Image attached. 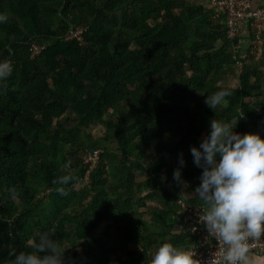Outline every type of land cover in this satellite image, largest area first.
<instances>
[{
  "label": "trees",
  "instance_id": "trees-1",
  "mask_svg": "<svg viewBox=\"0 0 264 264\" xmlns=\"http://www.w3.org/2000/svg\"><path fill=\"white\" fill-rule=\"evenodd\" d=\"M0 15V264L44 232L63 264H148L162 243L195 245L180 214L201 206L190 147L212 119L258 132L264 59L237 70L225 18L182 0H0ZM78 27L82 41L67 40Z\"/></svg>",
  "mask_w": 264,
  "mask_h": 264
},
{
  "label": "clouds",
  "instance_id": "clouds-1",
  "mask_svg": "<svg viewBox=\"0 0 264 264\" xmlns=\"http://www.w3.org/2000/svg\"><path fill=\"white\" fill-rule=\"evenodd\" d=\"M5 17L0 15V23ZM5 70L0 68V77ZM229 95L225 90L207 95L204 103L211 109ZM242 116V115H241ZM240 116V117H241ZM239 117V118H240ZM237 125V124H236ZM236 127V126H235ZM229 123L212 119L209 132L198 146L190 147L192 163L202 169L194 193L201 201L199 223L217 242L225 245L222 264H264V257L250 253V241L264 236V138L258 133H239ZM172 180L183 184V154ZM166 179L161 177L163 181ZM76 180L68 174L57 177L54 190L66 195L63 185ZM31 251L10 250L8 264H63L60 243L41 233ZM148 264H197L193 254L171 243H162Z\"/></svg>",
  "mask_w": 264,
  "mask_h": 264
},
{
  "label": "built area",
  "instance_id": "built-area-1",
  "mask_svg": "<svg viewBox=\"0 0 264 264\" xmlns=\"http://www.w3.org/2000/svg\"><path fill=\"white\" fill-rule=\"evenodd\" d=\"M211 7L218 16H223L226 26V38L229 41V50L234 59V67L254 65L264 59V6L253 8L251 0H210ZM83 27L70 30L67 40L77 39L82 41ZM44 50V46L33 44L31 56L35 58ZM0 68H3L0 66ZM101 150L91 151L85 156V162L89 165L88 174L98 164ZM89 182V176L83 180V186ZM183 225L197 238V243L186 249L193 254L197 264H222V256L225 245L217 242L203 224L199 223L201 209L198 206L182 203ZM250 253L252 256L264 257V236L250 241Z\"/></svg>",
  "mask_w": 264,
  "mask_h": 264
},
{
  "label": "crops",
  "instance_id": "crops-1",
  "mask_svg": "<svg viewBox=\"0 0 264 264\" xmlns=\"http://www.w3.org/2000/svg\"><path fill=\"white\" fill-rule=\"evenodd\" d=\"M182 1L188 4H204L209 7L211 6L210 0H182ZM251 3L253 8H259L264 6V0H251ZM257 133L260 134L262 138H264V121L261 122L260 128ZM254 257H259V256H254Z\"/></svg>",
  "mask_w": 264,
  "mask_h": 264
}]
</instances>
